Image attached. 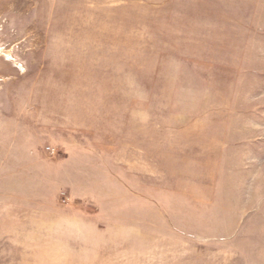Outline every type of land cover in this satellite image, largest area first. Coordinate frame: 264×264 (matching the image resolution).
<instances>
[{"label":"rangeland","instance_id":"374dc122","mask_svg":"<svg viewBox=\"0 0 264 264\" xmlns=\"http://www.w3.org/2000/svg\"><path fill=\"white\" fill-rule=\"evenodd\" d=\"M0 264H264V0H0Z\"/></svg>","mask_w":264,"mask_h":264},{"label":"built area","instance_id":"2783aa9c","mask_svg":"<svg viewBox=\"0 0 264 264\" xmlns=\"http://www.w3.org/2000/svg\"><path fill=\"white\" fill-rule=\"evenodd\" d=\"M48 151L50 152V154H54V150L48 149Z\"/></svg>","mask_w":264,"mask_h":264}]
</instances>
